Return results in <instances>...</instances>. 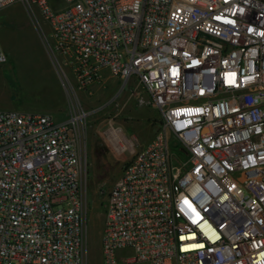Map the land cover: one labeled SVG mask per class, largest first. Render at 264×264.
Instances as JSON below:
<instances>
[{
	"label": "built area",
	"instance_id": "2783aa9c",
	"mask_svg": "<svg viewBox=\"0 0 264 264\" xmlns=\"http://www.w3.org/2000/svg\"><path fill=\"white\" fill-rule=\"evenodd\" d=\"M16 1L51 26L63 80L90 86L109 68L161 113L140 148L121 127L107 130L131 159L108 195L103 264H264V0L0 9ZM82 116L0 108V264H87Z\"/></svg>",
	"mask_w": 264,
	"mask_h": 264
},
{
	"label": "rangeland",
	"instance_id": "374dc122",
	"mask_svg": "<svg viewBox=\"0 0 264 264\" xmlns=\"http://www.w3.org/2000/svg\"><path fill=\"white\" fill-rule=\"evenodd\" d=\"M39 25L21 1L0 9V40L8 53V61L0 63V108L47 109L57 119L83 114L80 135L87 159V264H103L108 195L131 159L128 150L122 151L110 140L107 130L111 124L121 127L140 148L160 129L161 113L148 102L149 94L141 84L133 79L122 86L109 68H103V79L90 86L78 87L74 81L63 80L59 63L63 59L53 55L47 41L51 26L46 22Z\"/></svg>",
	"mask_w": 264,
	"mask_h": 264
},
{
	"label": "crops",
	"instance_id": "0c3cea01",
	"mask_svg": "<svg viewBox=\"0 0 264 264\" xmlns=\"http://www.w3.org/2000/svg\"><path fill=\"white\" fill-rule=\"evenodd\" d=\"M27 9V8H26ZM28 11V10H27ZM42 112H49V113H51V111L50 110H47V109H45V110H42Z\"/></svg>",
	"mask_w": 264,
	"mask_h": 264
},
{
	"label": "bare ground",
	"instance_id": "6f19581e",
	"mask_svg": "<svg viewBox=\"0 0 264 264\" xmlns=\"http://www.w3.org/2000/svg\"><path fill=\"white\" fill-rule=\"evenodd\" d=\"M112 138V137H111ZM115 142H116V140L114 139V138H112ZM117 143V142H116ZM118 148H120V147H118Z\"/></svg>",
	"mask_w": 264,
	"mask_h": 264
},
{
	"label": "trees",
	"instance_id": "16d2710c",
	"mask_svg": "<svg viewBox=\"0 0 264 264\" xmlns=\"http://www.w3.org/2000/svg\"><path fill=\"white\" fill-rule=\"evenodd\" d=\"M128 163V162H127Z\"/></svg>",
	"mask_w": 264,
	"mask_h": 264
}]
</instances>
